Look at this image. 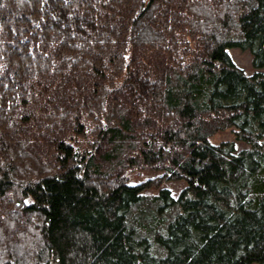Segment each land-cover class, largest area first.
<instances>
[{"label":"trees","instance_id":"trees-1","mask_svg":"<svg viewBox=\"0 0 264 264\" xmlns=\"http://www.w3.org/2000/svg\"><path fill=\"white\" fill-rule=\"evenodd\" d=\"M262 70L264 0H0V264H264Z\"/></svg>","mask_w":264,"mask_h":264},{"label":"rangeland","instance_id":"rangeland-1","mask_svg":"<svg viewBox=\"0 0 264 264\" xmlns=\"http://www.w3.org/2000/svg\"><path fill=\"white\" fill-rule=\"evenodd\" d=\"M230 54L233 61L240 67L246 74L250 75L254 73V68L252 65V55L248 51H241L239 49L230 50ZM264 72V70H262ZM235 129H226L217 132L209 139L212 144H220L225 141H234L236 144L237 151L247 148V145L241 141L235 140ZM95 142V141H92ZM124 176L128 179V182L132 184H139L146 182L148 180H153L154 178L161 177L165 172L160 169L159 166H150L144 164H137L130 167L123 172ZM186 182L184 180H167L161 183V189L167 188L172 194H179L185 187ZM159 188V189H160ZM158 191V190H156ZM155 192V191H154Z\"/></svg>","mask_w":264,"mask_h":264}]
</instances>
